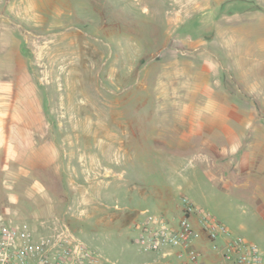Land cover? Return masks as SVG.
I'll return each mask as SVG.
<instances>
[{
	"label": "rangeland",
	"instance_id": "rangeland-1",
	"mask_svg": "<svg viewBox=\"0 0 264 264\" xmlns=\"http://www.w3.org/2000/svg\"><path fill=\"white\" fill-rule=\"evenodd\" d=\"M145 5L0 0V169L8 159L76 201L70 226L105 264L152 263L134 222L143 209L179 215L182 196L264 255V193L229 166V146L174 136L185 54L165 6Z\"/></svg>",
	"mask_w": 264,
	"mask_h": 264
},
{
	"label": "crops",
	"instance_id": "crops-1",
	"mask_svg": "<svg viewBox=\"0 0 264 264\" xmlns=\"http://www.w3.org/2000/svg\"><path fill=\"white\" fill-rule=\"evenodd\" d=\"M147 1V12L157 14L165 6L164 32L176 34L170 47L185 54L174 75L181 98L175 138L189 146H229V166L244 171L254 193H264V0ZM5 150L0 144V156ZM238 153L243 157L236 159ZM7 161L0 169V223L20 222L34 236L63 225L74 233L77 202Z\"/></svg>",
	"mask_w": 264,
	"mask_h": 264
},
{
	"label": "built area",
	"instance_id": "built-area-1",
	"mask_svg": "<svg viewBox=\"0 0 264 264\" xmlns=\"http://www.w3.org/2000/svg\"><path fill=\"white\" fill-rule=\"evenodd\" d=\"M180 214L139 213L134 222L144 244L161 262L150 264H264V255L251 241L233 236L214 216L186 197ZM25 225V224H23ZM0 264H105L67 225L34 236L19 223H0Z\"/></svg>",
	"mask_w": 264,
	"mask_h": 264
}]
</instances>
